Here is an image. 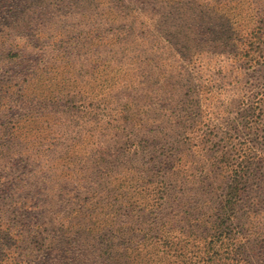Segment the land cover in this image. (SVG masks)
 Listing matches in <instances>:
<instances>
[{"label": "rangeland", "instance_id": "obj_1", "mask_svg": "<svg viewBox=\"0 0 264 264\" xmlns=\"http://www.w3.org/2000/svg\"><path fill=\"white\" fill-rule=\"evenodd\" d=\"M0 264H264V0H0Z\"/></svg>", "mask_w": 264, "mask_h": 264}, {"label": "trees", "instance_id": "obj_2", "mask_svg": "<svg viewBox=\"0 0 264 264\" xmlns=\"http://www.w3.org/2000/svg\"><path fill=\"white\" fill-rule=\"evenodd\" d=\"M212 251H213V253H215L214 251H215V248H212Z\"/></svg>", "mask_w": 264, "mask_h": 264}]
</instances>
